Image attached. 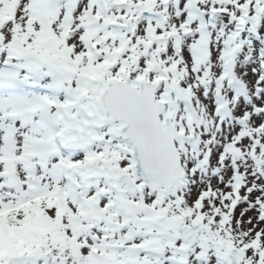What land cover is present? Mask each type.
Segmentation results:
<instances>
[{
    "label": "snow or ice",
    "instance_id": "1",
    "mask_svg": "<svg viewBox=\"0 0 264 264\" xmlns=\"http://www.w3.org/2000/svg\"><path fill=\"white\" fill-rule=\"evenodd\" d=\"M0 264H264V0H0Z\"/></svg>",
    "mask_w": 264,
    "mask_h": 264
}]
</instances>
